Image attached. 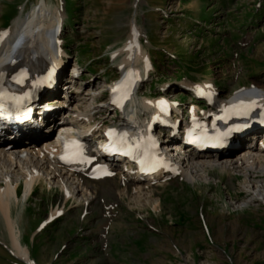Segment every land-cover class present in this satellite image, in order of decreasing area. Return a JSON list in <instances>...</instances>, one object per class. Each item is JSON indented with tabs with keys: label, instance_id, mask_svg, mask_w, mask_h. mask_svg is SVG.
Masks as SVG:
<instances>
[{
	"label": "rangeland",
	"instance_id": "obj_1",
	"mask_svg": "<svg viewBox=\"0 0 264 264\" xmlns=\"http://www.w3.org/2000/svg\"><path fill=\"white\" fill-rule=\"evenodd\" d=\"M46 1L60 12L63 56L78 64L82 84L106 89L118 78L135 22L153 63L136 103L165 91L185 109L191 103L182 90L186 79L215 81L223 98L264 86V0ZM40 2L0 0V32ZM180 73L192 77L177 81ZM103 97L83 96L81 108L102 104ZM140 117L146 118L142 110ZM237 170L223 174L214 167L209 180L177 176L146 192H134L117 171L87 181L90 195L67 201L57 185L40 184L12 207V217L31 264H264V167ZM59 203H66L60 217L46 222ZM2 217L0 264H28L12 254Z\"/></svg>",
	"mask_w": 264,
	"mask_h": 264
},
{
	"label": "bare ground",
	"instance_id": "obj_2",
	"mask_svg": "<svg viewBox=\"0 0 264 264\" xmlns=\"http://www.w3.org/2000/svg\"><path fill=\"white\" fill-rule=\"evenodd\" d=\"M40 1V4H35L30 15L24 19L19 17L15 20L14 26L8 31L4 42L0 43V80L6 81L11 73L17 72L21 68L29 69L33 74L38 75L41 74L42 71L44 72L50 69L51 64L58 65L59 69L66 64L64 61L65 57L63 56V49H61L59 43L56 45L51 44L52 39H50L51 30L56 24L60 26L62 23L61 20H59L60 12L57 7L51 6L46 0ZM135 25V22H132L131 27L133 29L130 28L132 38L129 44H132L133 47L131 49H129V47H127L128 49H123L125 51V56L122 61L126 64L125 66L135 65L143 57L149 56L139 44L140 38L138 39L136 33L133 34ZM121 50L122 49H119L118 52ZM70 67H72L71 72H78L76 65ZM202 81H206L205 83H213L212 80ZM84 86L86 90L84 94L86 95L93 89L91 95H88V98L93 101L92 96L98 93V91H96L97 88H95V85L91 82L85 83ZM254 93L264 94V86L260 83H254L250 88L235 90L227 97L222 98V102L219 103V105L223 103V100L231 96H246L247 94ZM76 95V93H72V96H70L75 99ZM158 96H164V93L161 92ZM149 98L152 97H142L140 102V106L145 110L154 102L148 100ZM52 99L55 101L57 98H51L49 101L46 100L48 102L47 104L51 105L54 102ZM77 102L80 101L77 100L76 103ZM219 105L214 104L213 108ZM78 109L84 108L78 106ZM201 109H203V107L189 105L187 110L191 111L189 116L193 118V120L205 121L206 109L202 112H198L200 115L197 113V111ZM69 112L70 110H67L63 117H69L71 115ZM210 114L211 117H213V113ZM77 117L78 116H75L72 120L65 121L59 128L63 130H66V128H83L81 124L84 120L77 121ZM122 120L123 123H125L123 117ZM177 120L176 117L173 123ZM90 121V118L86 119V123ZM36 124L37 126H30L23 134L26 137L22 138L20 137L21 132H18V130L15 132L13 128H9L7 125L5 126V130H0V214L7 223L5 229L12 238L13 246L16 251V253L13 252L12 254L30 264L29 254H27L20 242L21 228L18 222L12 217V207L14 205L16 206V204L22 205L23 201H27L34 192L36 186L40 184L47 186H51L52 184L54 186L57 185L64 192L66 201L70 198H76V194H80L82 197L87 195L86 193L90 195L89 193L92 191L91 189H93L82 176H74L69 171H65L54 161V157L59 152L61 135H58L56 140L48 138V140L45 139L40 143H36L35 141H32L31 144L22 142L26 138L37 136V133H39L38 135H41V133L47 135L49 131L43 128V121H39ZM89 129L90 128H87L81 133H85ZM237 140L241 144V147L236 153H226L227 155H222L219 158L209 154L190 155L178 160L177 163L180 165L177 166L179 175L186 178L189 182L194 183L196 180H209L206 173L209 169L214 167H218L222 173L228 169L230 174L237 169L241 172H246L247 170L251 171L256 168L264 167V140H259V142L254 145H252L250 141L242 145L243 143H241V140ZM5 144H11V147L5 149ZM166 176L169 175L165 174L162 177L156 178L154 182L160 184V181ZM170 177L175 176L171 175ZM22 179L23 182L21 184H23V188L21 197H19L21 188L20 182ZM122 179L130 185V188L134 189V192H146L144 189L152 183V180L148 179H142L140 181L133 180L128 173H125ZM246 184L248 183L246 182ZM65 204L56 206L55 210H53L50 215L51 220L48 218L47 222L55 220L59 212L62 213ZM60 215L58 217H60ZM8 248L11 250L10 247Z\"/></svg>",
	"mask_w": 264,
	"mask_h": 264
},
{
	"label": "snow or ice",
	"instance_id": "obj_3",
	"mask_svg": "<svg viewBox=\"0 0 264 264\" xmlns=\"http://www.w3.org/2000/svg\"><path fill=\"white\" fill-rule=\"evenodd\" d=\"M25 75H26L25 73H21L20 76L16 77L15 79L17 80L18 83H23V78ZM2 96H3V93H0V97H2ZM112 132H113V130H110L109 135H112ZM122 135L126 136L127 134L124 133ZM72 143L76 144L77 142L73 141Z\"/></svg>",
	"mask_w": 264,
	"mask_h": 264
}]
</instances>
